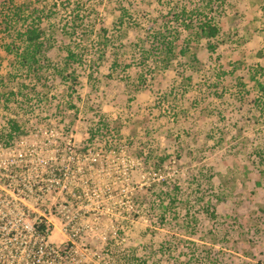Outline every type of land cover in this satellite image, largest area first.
<instances>
[{
    "label": "rangeland",
    "instance_id": "rangeland-1",
    "mask_svg": "<svg viewBox=\"0 0 264 264\" xmlns=\"http://www.w3.org/2000/svg\"><path fill=\"white\" fill-rule=\"evenodd\" d=\"M15 3L25 11L18 17L0 0L3 56L15 30L7 31L1 19L9 17L13 27L24 30L31 13L45 19L50 59L63 60L70 47L82 55L85 67L77 70V85L53 78L54 88L46 84L44 79L52 76L46 72L40 80L32 73L9 75L16 70L8 68L13 60L7 56L9 62L0 68L5 77L0 88L1 160L9 157L7 149H34L28 157L36 160L34 165L65 167L64 150L89 147L90 129L100 113L112 128L108 138L98 136L89 144L98 161L91 163L93 169L83 164L82 183L92 180L97 188L92 211L87 212L95 230L77 240L79 254L64 264H264V56L256 54L258 49L264 52V0ZM193 11L194 24L207 15L221 28L234 27L222 32L223 55L214 63L203 60L206 55L193 62L191 52L188 60L165 67L160 55H154L161 19L164 16L165 37L175 41L189 35ZM250 18V30L242 37ZM257 27L254 39L251 32ZM198 45L204 48L205 42ZM10 90L15 95L8 96ZM13 120L20 131L11 130ZM54 131L60 138L47 146L45 133ZM57 147L60 151L52 153ZM25 177L32 184L49 174L19 170L16 179ZM12 178L0 168L1 189ZM12 197L15 202L17 197ZM51 199L43 207H51ZM46 216L58 227L51 238L58 245L65 240L60 223ZM22 240L13 242L25 244ZM12 248L8 236L0 235V264L27 258L24 249L16 256L8 253ZM161 248L170 254H158ZM203 249L214 255H194Z\"/></svg>",
    "mask_w": 264,
    "mask_h": 264
},
{
    "label": "built area",
    "instance_id": "built-area-1",
    "mask_svg": "<svg viewBox=\"0 0 264 264\" xmlns=\"http://www.w3.org/2000/svg\"><path fill=\"white\" fill-rule=\"evenodd\" d=\"M45 135L48 136L47 146L57 144L60 138V134L55 131L46 132ZM97 139L95 138V140ZM89 144V147H83L79 152L75 145L69 147L68 150L65 149L68 164L65 167L49 170L40 168L38 163L34 165L36 160L32 161V158H28L33 156L34 149L27 152L21 149H7L9 157L6 160H1L3 158L0 154V168L3 169L5 176L12 175L14 177L5 183V189L0 188V235L8 236L11 241L13 248L7 251L8 253L16 256L21 249H24V251H28L29 256L24 259V262L23 260L19 262L20 259H16L13 260L14 263L8 264H16V262L18 264H64L66 260L73 263L72 261L76 259L75 255L79 254L77 240L95 230L87 219L90 215L87 212L92 211L90 208L94 204V197L97 196L96 183L92 180L82 183V176L86 172L83 169V164L88 162L90 169H93L91 163L98 162L95 152L90 149ZM0 149L2 150V145H0ZM59 151L58 147L55 150L52 149V153ZM50 160L55 161L57 158L51 157ZM26 161V165H20ZM28 162H31L30 168ZM43 162L46 161L43 160ZM122 163L129 165V160L123 158ZM26 169L35 170L37 173L45 172L49 174V177L46 180L42 178L34 181L32 184L27 181L26 177V181L16 179L19 170L23 172ZM13 172L16 174H12ZM18 180L20 187L15 188ZM13 194L17 197L15 202L12 201L15 200L12 197ZM50 196H52L51 207H43L44 201ZM27 200L29 203H26ZM12 204L15 209H12ZM70 208L71 215L68 214ZM53 209L55 213H52ZM74 210H77L76 213L73 212ZM47 213L57 219L61 226L60 233L65 237V240L58 245L51 241L58 227L47 218ZM14 222L18 224H14ZM43 222L46 227L44 233L38 230V225ZM114 234L117 235V232L115 231ZM18 238L23 239L22 242L25 244L19 245L18 242H13Z\"/></svg>",
    "mask_w": 264,
    "mask_h": 264
},
{
    "label": "trees",
    "instance_id": "trees-1",
    "mask_svg": "<svg viewBox=\"0 0 264 264\" xmlns=\"http://www.w3.org/2000/svg\"><path fill=\"white\" fill-rule=\"evenodd\" d=\"M4 2L7 3V5L9 6L8 8L10 10L14 8V12L17 17L20 16L21 12L23 13L25 12L23 8L19 7L18 4L15 3V0H4ZM195 16H196L195 11H193L191 16H189V20L191 21L190 24H188L187 26V32L189 35L188 36L186 35L182 38L176 37L175 41H170L169 38L165 37V31L167 30V28L164 26V22H165V20L163 19L164 16L162 17L161 19L162 28L157 32L158 33L157 40H159V43L155 45L157 52H154V55L155 56L160 55L161 62H163L165 67H169L172 64V62L175 63L174 61L179 63V61L188 60V58H186V55H189V53L191 52L193 54L192 57L193 62H199V60H202L201 57L206 55L205 58H203V60L204 59H207V61L212 60V62L214 63L223 55V52L221 50V43H223L222 32L224 28H229V27L226 26L222 28L219 27L214 22V19L209 18L207 15L205 16V19L200 21L201 22L200 24L197 23L194 24L193 17ZM30 18L32 21L24 28V30L17 27H13L14 23H12L11 21L12 19L9 17L5 16L4 18L1 19V22L6 27V30L9 31L11 28H14L15 34L13 35V40L11 41V43L4 46L6 55L3 56V54L0 53V68L3 66L2 64H4V62H9L10 59H7V56H10L12 57L11 60L13 61L11 62V65L8 66V68L12 67L16 70L15 71L16 73L14 75L12 73H9V75H11L12 77H15L16 75L23 77V74L25 73L26 74L32 73L34 77H37V79L40 80L44 76L43 73L46 72L47 74L52 75L50 79L48 76L46 78L44 77L45 78L44 80L49 81L46 83L49 86L55 88L56 81L53 80V78L61 82L72 80L73 81L72 85L73 86L77 85L78 76H80L77 70L80 69L81 71L82 70L84 71V67H85L82 55L77 53L76 50L67 47L66 49L67 53H65L64 59L59 60V62L57 63H54L49 57L50 46H48L49 44L48 42L50 41V39L46 35L47 28L44 21L45 19H43V17L40 15L38 17L37 15L36 17H34L31 13H30ZM24 20L26 21V19ZM252 22L253 19L250 18L244 23L242 31H245V33L242 35V37L247 34V31L250 30L249 25ZM229 29L233 30L234 27L232 26ZM103 31L106 33V35L108 34L105 28H103ZM258 31L259 28L257 27L251 32L253 34L254 39L256 38ZM221 35H222L220 39L221 41H219L218 38ZM261 35L263 36V34ZM201 41L205 42L204 48H200V46L198 45V43ZM191 48H193L192 51ZM263 53H264L263 50L260 49H258L256 52V54H258V57H263L264 56ZM214 55L216 56L213 57ZM237 63L241 64L240 69H243L245 73L248 72L245 70V64H243L240 61H238ZM3 78L5 77L0 76V88H2L4 84ZM23 84H20V86H22ZM240 85L244 86L245 82H241ZM71 89H72L71 91L74 92L75 88L71 86ZM261 89L264 90V87L262 86ZM8 93H9L8 96L10 94L12 96L15 95V93H13L12 90H10ZM216 95L217 97H219L218 94ZM6 100L9 101L8 97ZM12 103L15 104L14 101H12ZM100 114L98 121L90 129V132L93 134L89 137V139H87V141L90 143H92L95 140V138H98L97 140H99L101 136H102L101 140H104L103 136H106L112 132V128H110L111 126L109 122L105 120V118ZM10 124H11L10 128L13 132L20 131V126L16 121L13 120L11 121ZM8 136L10 139L13 138L12 134H9ZM106 137L108 138L109 136ZM260 156L261 155L259 154V157ZM219 188L220 186H218V189ZM169 199L171 201L176 200L175 197H170ZM260 212L264 213V209L263 208L260 209ZM161 220L162 221L165 220L164 216H161ZM45 228L46 227L44 222L38 225V230L40 232L44 233ZM156 252H158V254L161 255L170 254V251L166 248L165 250L161 248ZM194 255H199L201 257H204V255H206V258H208L210 256H213L214 253L212 250L205 251L203 249L200 251L199 254L196 253ZM212 264H216V263L213 262Z\"/></svg>",
    "mask_w": 264,
    "mask_h": 264
}]
</instances>
